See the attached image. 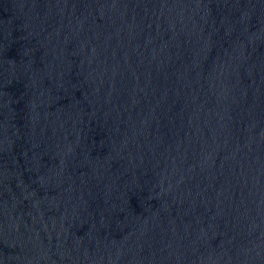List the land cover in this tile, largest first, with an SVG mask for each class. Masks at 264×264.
<instances>
[{
  "label": "water",
  "instance_id": "1",
  "mask_svg": "<svg viewBox=\"0 0 264 264\" xmlns=\"http://www.w3.org/2000/svg\"><path fill=\"white\" fill-rule=\"evenodd\" d=\"M0 264H264V0H0Z\"/></svg>",
  "mask_w": 264,
  "mask_h": 264
}]
</instances>
